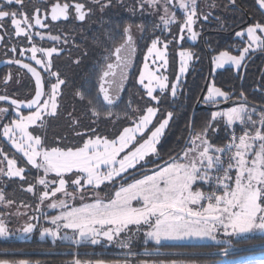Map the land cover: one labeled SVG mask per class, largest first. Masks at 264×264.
<instances>
[{"label": "snow or ice", "instance_id": "obj_1", "mask_svg": "<svg viewBox=\"0 0 264 264\" xmlns=\"http://www.w3.org/2000/svg\"><path fill=\"white\" fill-rule=\"evenodd\" d=\"M114 7L124 9L130 18L116 30L103 29L99 43L105 54L98 65L96 95L82 88L74 95L85 105L84 116L91 125L107 122L118 127L113 135L91 125L82 127L73 108L66 115L79 140L65 143V137H57L49 144L47 126L61 115L69 84L55 64L54 56L63 51L56 45L68 44L71 33L48 31L47 40L53 44L44 47L35 40H45L38 29H60L68 21L83 24L97 13L104 21V14ZM220 7L217 0H38L29 11L25 0H0L4 62L18 66L15 75L10 69L0 77V102L6 105L0 106V144L6 142L20 154L0 147V206L9 209L0 211V238L13 234L4 217L14 215L24 217L15 230L24 238L38 232L40 239L50 238L54 245L67 241L77 248L103 244L127 249L119 264H148L130 258L137 255L133 249L138 238L145 244L154 242L157 251L166 242L210 240L227 258L220 264H264V258L233 255L238 249L256 247V236L264 247V72L253 88L260 96L255 102L242 86L237 91L216 83V71L226 65L235 71L234 79L243 82L248 62L258 53L264 56V0H253L249 11L241 8L240 0H225L223 10H240L244 26L234 31L228 50L212 56L209 77L187 111L186 76L190 62L198 57L183 42H196L203 22L215 20L224 27V18L216 13ZM145 16L152 17L150 28ZM136 17L141 18L139 23ZM146 31L151 32L150 45L131 85L139 86L134 96L141 104L132 97L125 100L123 94L136 67L137 36L143 40ZM71 42L75 45L74 37ZM175 46L179 68L170 79L169 53ZM72 62L78 65L81 59ZM28 74L34 81L32 94L23 99L9 94L10 85ZM121 104L123 111H114ZM197 106L207 110L199 122ZM181 118L175 143L165 150L164 138ZM220 132L226 133L225 142L217 144L213 137L219 138ZM9 182L32 194V203L9 195ZM28 208L39 215L29 214L24 210ZM44 208L58 212L49 215ZM41 219L51 226L39 225ZM0 264L30 262L0 259ZM70 264L93 261H82L77 254ZM153 264L185 262L158 259Z\"/></svg>", "mask_w": 264, "mask_h": 264}, {"label": "trees", "instance_id": "obj_2", "mask_svg": "<svg viewBox=\"0 0 264 264\" xmlns=\"http://www.w3.org/2000/svg\"><path fill=\"white\" fill-rule=\"evenodd\" d=\"M247 3L252 7L250 0H248ZM225 36L226 39L225 37H219V35L216 36L209 34L207 41L209 45H212L210 48L204 50L200 47H194L198 59H194V65H192L194 69L189 71L185 81L188 95L190 97V99L186 102L188 106V112H191L193 107L192 98L198 95L199 89L203 87L208 76V59L213 55L219 54L220 51L228 50L230 48L229 43L234 42V37L232 38L231 35ZM102 46V44L94 45V47L87 45L85 48L87 55L82 57L80 64L77 66H74L73 62L68 65L67 61L68 66L66 67V74L69 75V79H72L69 80L68 87L65 88L64 96L62 97L61 115L58 118H51L47 126L46 136L47 142L49 144L56 143L57 137H65L66 140L63 141L65 143H71L79 140V137H76L72 131V128L70 127V121L66 115L67 112H71L72 110L70 106L75 108L74 115L82 117V127L91 125V121L84 116L86 111L85 105L79 101L78 97H73V94L77 89L82 88L86 91L90 90L93 96L96 95L97 81L95 78L97 77L98 65L101 64L100 58H102V55L105 54ZM142 50L141 53L143 52ZM232 53L235 54V48H232ZM139 63L140 62L136 64V69L138 68ZM170 66L172 71H174L173 60L171 61ZM262 72H264V56L258 53L251 61L248 62V67L244 74L243 82H241L239 79H234L236 73L232 69H225L223 71L216 72V83L225 89L234 86L237 91L242 86L246 90L249 99L255 102L260 100V96L259 94H253V88L259 81ZM134 80L135 78L130 79L128 82L129 86L127 91L123 95L125 100H127L129 97H132L136 102L142 104V101L139 100V97L134 96L138 88V86H131L134 83ZM164 106L170 107V105L167 103H165ZM123 109L124 105L121 104L119 108H114V111L121 112ZM184 111V109H181V113ZM206 113L207 111L196 113L198 122L203 120ZM182 125L183 118H181L177 124L172 127L171 132L166 135L163 141L165 150L174 145L176 136L179 133ZM91 126L97 127L99 132L105 133L107 135H113L116 131V128L118 127V125L113 126L111 123L107 122H101L98 125ZM30 131L43 134V130L40 129H30ZM225 135L226 133L220 132L218 134L219 138L214 136L213 139L215 143H224ZM0 147H5L7 151L14 153L13 150L10 149L8 145H6V142L4 144H0ZM34 172L35 170H32L33 174ZM31 178L32 175L29 174V179ZM9 183L11 184V187L7 189L9 195L14 194V199L21 203L25 201L29 204L32 203V194L21 190L17 183ZM54 212L51 213L47 211L46 213L51 215L54 214ZM33 214L39 215V213L34 212ZM37 239V236L34 234L31 235V238L23 237L22 239L17 240L14 238L0 239V259H8L10 261L27 260L31 264H70V262L75 259L78 254L82 261H93L94 264L96 260H102L104 263H109L111 261L121 262L125 258V256L114 257L113 248L106 247L105 245H84L77 248L76 246L67 243L57 242L54 245L47 240L39 241ZM253 242L256 244V247L260 246L259 237H254ZM157 247L158 246H154L152 244L142 245L141 243H136L133 251L136 252L137 255L133 258L137 261L144 260L148 263H153L158 259H164L166 261L176 259L178 261H184L185 264H212L222 259L220 256L211 255L213 250L216 248L212 245H164L163 247H160L158 251L156 250ZM146 249L149 253H153V255L139 256L140 252ZM249 249L251 248H248L246 251L247 254L264 251V247L254 250ZM240 254L233 255L236 256Z\"/></svg>", "mask_w": 264, "mask_h": 264}, {"label": "flooded vegetation", "instance_id": "obj_3", "mask_svg": "<svg viewBox=\"0 0 264 264\" xmlns=\"http://www.w3.org/2000/svg\"><path fill=\"white\" fill-rule=\"evenodd\" d=\"M248 0H240L241 8L245 11H249L252 7L251 5H248ZM225 0H217V3L221 5L220 8L216 9V13L219 14L221 17L224 18V27H221V24L218 23L215 20H210L208 22H203V27L198 29L201 34L196 42H190V47H200L202 49H208L210 46L208 44V35H219V37H225V35H231L232 38L234 37V31L239 30L240 27L244 26V20L246 18H242V13L240 10L232 11L223 10V3ZM251 2V1H250ZM38 0H25L26 7L29 11H31L32 6L34 4H37ZM101 14L97 13L96 15L92 16V18L85 23L81 24L79 21H68V22H62L60 29L52 28L51 30L48 29H38L41 32L45 33V40L41 41L39 37H36L35 40L38 44H42L44 47H49L53 44L52 41L47 40V32L52 31L53 34H55L57 31H62L63 33H71V36L69 37V43L68 44H57V47H62L63 51L61 52V55L59 57L54 56L55 64L60 67L61 71L68 77L69 75L66 74V67L77 57H79L82 60V57L85 56V48L87 45H91L94 47V45H99L100 39L103 37V29L104 28H111L113 30H116L117 25H123L129 21V13L124 11V9L120 7H114L110 10H108L104 14V21H101L100 19ZM136 22H140V17H136ZM152 17L145 16L144 22L148 27L151 26ZM159 34V33H157ZM167 34V33H166ZM151 35L150 31H146L144 35V39H139V35L137 36V44H138V50L135 54V64L138 62L141 63L142 56L144 54V51L148 45H150L149 37ZM75 38V45L71 42L72 38ZM7 40L8 37H5ZM17 39L22 38H15L13 37L12 40L15 41ZM119 39V37H117ZM234 42L229 43V47L233 45ZM188 44V43H187ZM103 47V46H102ZM143 49V50H142ZM141 50L143 51L141 53ZM4 51H6V48L0 46V77H3L5 73H7L10 69L12 70L13 74L15 75V72L17 71L18 66H9L4 61L6 57L3 56ZM30 55V53H26V56ZM103 57V55H102ZM100 62L102 63V58H100ZM209 60V59H208ZM68 61V65H67ZM140 63L138 65V68L140 66ZM79 65V64H78ZM74 66H77V64H74ZM138 68L136 67L133 69V75L132 78H135V72L138 71ZM131 78V79H132ZM21 82L19 84L12 83L10 87L8 88V93H18L17 99H23L26 96H29L32 94L31 89L34 87V81L31 80L30 74L25 77H21ZM97 81V77L95 78ZM65 92V89H64ZM64 96V95H63ZM73 97H76L73 94ZM102 101V98H101ZM0 106H6L3 102H0ZM73 110V106H70ZM71 110V111H72ZM25 114L28 113L27 109L22 110ZM14 115V113L12 114ZM11 117L6 118L3 122H7V119Z\"/></svg>", "mask_w": 264, "mask_h": 264}, {"label": "rangeland", "instance_id": "obj_4", "mask_svg": "<svg viewBox=\"0 0 264 264\" xmlns=\"http://www.w3.org/2000/svg\"><path fill=\"white\" fill-rule=\"evenodd\" d=\"M251 1V3H253V0H250ZM165 35H167L166 33H165ZM190 42H191V40L190 39H185V41L183 42V47L184 48H186V49H191L192 51H194V52H196V50L193 48V47H190ZM188 43V44H187ZM178 51H179V46H175V47H171L170 48V53H169V55H170V63H171V61L173 60L174 61V71H172V69H171V66L169 67V76H170V79H172L173 78V76L178 72V68H179V56H178ZM146 54V49H145V51H144V54H143V56H142V60H141V63H140V66H139V68L140 67H142V64H143V57H144V55ZM232 54H234V53H232ZM216 55H218V54H216ZM211 59H212V57L211 58H209V69L211 70ZM192 65H194V60L192 61V62H190V67H189V71L190 70H192V69H194V67L192 66ZM193 67V68H192ZM138 68V69H139ZM225 69H232L233 70V68H232V66H229V65H226L225 66V68L224 69H219V70H217L216 72H219V71H223V70H225ZM234 71V70H233ZM235 72V71H234ZM189 73V72H188ZM188 75V74H187ZM187 77V76H186ZM136 86H138V85H136ZM139 87V86H138ZM80 119H82V117H80ZM6 145H8V147H10V149H12L13 150V152L15 153V149H13V148H11V145L10 144H7L6 143ZM17 155H19L20 156V154L19 153H16ZM15 207V206H14ZM24 210H26L27 212H29V214H33V210L32 209H30V208H28V209H24ZM0 211H3V212H8L9 211V209H4L2 206H0ZM43 211L44 212H47V211H49V212H54V211H56V212H58V210H50V209H47V208H44L43 209ZM4 219L6 220V221H10V223H9V227H10V229L12 230V232H13V234L12 235H10L8 238H14L15 240H17V239H22L23 237L21 236V234L19 233V232H16L15 230L21 225V224H23L24 223V217H16V216H14V215H12V216H9V215H6L5 217H4ZM38 224L39 225H41V226H51V225H49V224H47V221L46 220H44V219H42V221L41 220H39L38 221ZM34 235L35 236H37V240H39V241H45V240H47V241H49V242H51V240H50V238H45V239H40V237H39V235H38V232L37 233H34ZM256 237H259V236H256ZM30 238H31V236H30ZM0 239H5V238H0ZM7 239V238H6ZM29 240H31V239H29ZM138 241L139 242H137L138 244H142V245H147V244H152V245H154V246H156L155 244H154V242H151V241H149L147 244H145L142 240H139V238H138ZM58 242H62V243H67V244H69V242H67V241H58ZM52 243V242H51ZM103 245V244H102ZM166 246H179V245H212V246H215L216 248L213 250V252H212V254L211 255H214V256H220L219 255V247L220 246H218V245H216L214 242H212V241H210V240H196V239H191V240H188V239H186V240H183V241H174V242H166V244H165ZM106 247H111V248H113V253H114V257H124V256H126L127 255V249H120L118 246H114V245H105ZM257 248H262L261 246H259V247H256V248H251V249H249V250H254V249H257ZM248 249H244V250H240V249H238V250H236L235 252H234V254H240V253H243V254H240V255H236L235 257H243V256H250V255H254V254H257V253H259V252H264V251H259V252H254V253H252V254H247L246 253V251H247ZM149 255H153V253H150V254H146V251L144 250V251H141L140 252V254H139V256H149ZM136 257V256H135ZM221 257V256H220ZM130 258H133V257H130ZM222 259L221 260H223V259H227V258H223V257H221ZM221 260H218V261H216V262H214V263H212V264H220V261ZM139 262V261H138ZM31 264V263H30ZM104 264H119V262L118 261H111V262H109V263H104ZM148 264H153V263H148Z\"/></svg>", "mask_w": 264, "mask_h": 264}, {"label": "crops", "instance_id": "obj_5", "mask_svg": "<svg viewBox=\"0 0 264 264\" xmlns=\"http://www.w3.org/2000/svg\"><path fill=\"white\" fill-rule=\"evenodd\" d=\"M243 257H245V258H254V259H259V258H264V252H259V253H257V254H252V255H250V256H243Z\"/></svg>", "mask_w": 264, "mask_h": 264}, {"label": "water", "instance_id": "obj_6", "mask_svg": "<svg viewBox=\"0 0 264 264\" xmlns=\"http://www.w3.org/2000/svg\"><path fill=\"white\" fill-rule=\"evenodd\" d=\"M209 73H210V69L208 68V76H207V78L209 77ZM202 111H207V110L202 108V107H199V106L196 107V113L202 112Z\"/></svg>", "mask_w": 264, "mask_h": 264}]
</instances>
